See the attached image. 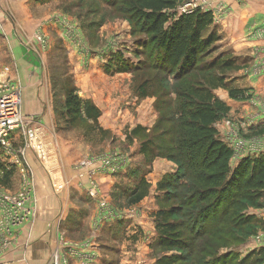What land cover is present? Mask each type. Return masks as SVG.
<instances>
[{
	"label": "rangeland",
	"instance_id": "374dc122",
	"mask_svg": "<svg viewBox=\"0 0 264 264\" xmlns=\"http://www.w3.org/2000/svg\"><path fill=\"white\" fill-rule=\"evenodd\" d=\"M0 22V73L8 70L15 75L25 101L23 125L9 140L14 151L9 154L0 147L4 170H13L18 184L14 185L13 180L0 184V193L16 195L22 191L24 177L20 168L31 165L29 152L36 153L43 167L52 156L55 162L59 161L57 149L66 152L71 162L78 160L77 163L92 156L117 153L121 158H128L126 165L124 158L122 161L129 179L121 180L119 176L117 183L121 187L116 183L99 190L97 199L111 205L107 209L112 218L109 223L103 222L102 234L87 233L88 240L99 238L97 243L105 250L106 258L113 259L110 264H158L159 257L184 255L179 249L161 251L155 246L160 220L156 214L168 209L172 202L165 201L163 193L157 189L158 181L147 177L150 166L138 152L142 134L131 140L126 138V132L137 125L151 129L159 116L158 103L161 105L164 100L161 93L167 89L166 85L174 84L173 74L162 79L165 71L155 66L150 46H142L145 33L136 30L135 23L111 7L108 0H0ZM225 41L215 44L216 54H233L223 47ZM240 56L245 60L242 64L250 59L249 55ZM233 74L236 72H227V76ZM243 78L237 79L244 81ZM143 79L150 82L145 85L146 96L138 90ZM70 91L87 101H97L105 112L111 105L117 106L121 117L103 120L100 115L94 122L81 116L68 122L64 112L65 97ZM247 91L251 102H245L244 107L242 103L233 106V110L220 119V125L225 128L222 137L246 140L248 148L260 144L264 148V134L255 133L264 129V125L251 123L252 116L264 113V89ZM47 143L53 149L48 148ZM77 171L72 180L85 191ZM2 175L0 173V178L4 177ZM141 177L146 180L143 197L138 203L129 204V191ZM93 206L98 211V203ZM125 210L128 215L122 214ZM113 211L119 213L117 217ZM248 211L264 221V199L258 208ZM125 219L131 222L127 225L129 228L125 226ZM263 240L264 223L256 232L245 236L243 242L221 251L233 249L244 255ZM56 260L65 264L57 255L53 264Z\"/></svg>",
	"mask_w": 264,
	"mask_h": 264
},
{
	"label": "trees",
	"instance_id": "16d2710c",
	"mask_svg": "<svg viewBox=\"0 0 264 264\" xmlns=\"http://www.w3.org/2000/svg\"><path fill=\"white\" fill-rule=\"evenodd\" d=\"M108 2L145 33L142 46H150L155 66L165 71L162 79L173 74L174 84L161 93L164 100L158 103L159 116L151 129L137 125L126 132L130 140L142 134L138 152L147 164L162 158L177 166L156 185L165 201L172 203L156 214L160 220L155 246L161 251L179 249L184 255L159 257L158 264H264V246L244 255L233 249L221 251L243 242L264 223L248 211L264 199V150L233 161L231 145L214 125L230 111L214 90H226L234 100L248 95L246 88L232 86L227 76L244 66L232 54H216L220 36L212 11L178 13V0ZM148 81L143 79L138 86L142 96L148 94ZM64 113L68 122L81 116L96 122L101 115L93 102L72 91L65 97ZM255 133L264 134V129ZM0 173L4 176L0 184H9L14 171L4 170L0 161ZM145 182L141 177L129 191V204L142 199Z\"/></svg>",
	"mask_w": 264,
	"mask_h": 264
},
{
	"label": "crops",
	"instance_id": "0c3cea01",
	"mask_svg": "<svg viewBox=\"0 0 264 264\" xmlns=\"http://www.w3.org/2000/svg\"><path fill=\"white\" fill-rule=\"evenodd\" d=\"M211 2L213 5L211 7L212 14L216 20L213 21V24L220 36L218 42L222 43L223 39L226 40L223 47L225 46L233 53V56L235 55L238 64H242V61L245 62L244 57L240 55H249L250 57L247 63L242 64L244 67L236 71V74L228 76V79L231 80L230 84L247 90H263L264 38L259 35L256 28L264 22V0H211ZM10 74L13 75L11 72ZM239 76H243L244 81H238ZM18 77L20 79V76ZM86 94L89 93L86 92ZM214 94L222 102H226L230 109L241 103L244 107L245 102H251L248 99H231L226 90L223 89L214 90ZM257 100L260 102L259 97ZM22 101V111H24L23 96ZM94 102L99 108L103 120L121 117L117 106L111 105L110 110L105 112L106 109L101 104L97 101ZM252 117L254 118L251 121L253 125H264V113ZM220 123L219 119L214 125L222 137L225 128ZM222 139L225 140L223 137ZM47 145L48 148H52L49 143ZM57 150L59 161L55 162L52 156L53 158L51 157V161H48L46 167H43L42 164L44 163L36 158V153L29 152V157H27L31 165L28 166L33 171L32 194L25 203V209L28 212L19 224L8 220L5 209L0 205V264H53L55 255L59 259L62 258L65 264H110V261H113V259L106 258L105 250H102L98 245L99 238H94L92 241L87 238V233L93 236L102 234L103 222L104 224L109 223L112 218L111 214L101 210L100 206H98L97 211L93 206L99 202V199L91 198L87 194V179L78 177L85 191L78 186L76 187L72 175L76 177L74 165H77L78 160L71 162L70 159H67L66 152ZM262 151H258L256 154ZM255 152L256 150H252L247 153L254 155ZM122 158L125 159L126 165L128 158ZM125 165L122 161L121 170L115 173L97 174V188L99 187L101 191L104 186L109 188L110 184L114 185L118 182L119 176L121 180L123 178L129 179L125 175L127 173L125 172L126 167L123 168ZM149 166L147 177H150L151 180L155 178L157 181L167 173L176 172L177 169L175 163L162 158L153 160ZM54 169H57V172H52ZM16 178V174L15 176L12 175L14 185L18 184ZM118 185L121 187V184ZM3 193L7 194L6 192ZM82 197L85 199L82 200ZM109 207L111 208L110 204ZM126 211H123L122 214L128 215ZM113 214L118 216L119 213L113 211ZM126 215H123L124 218ZM126 221L125 219V226L129 228L127 225L131 222ZM98 226L99 229L96 228ZM91 227H94V230ZM259 246H264V240L254 248H259ZM58 262L62 264L59 260L56 264Z\"/></svg>",
	"mask_w": 264,
	"mask_h": 264
},
{
	"label": "built area",
	"instance_id": "2783aa9c",
	"mask_svg": "<svg viewBox=\"0 0 264 264\" xmlns=\"http://www.w3.org/2000/svg\"><path fill=\"white\" fill-rule=\"evenodd\" d=\"M211 3V0H178L177 11L178 13H190L195 9L207 11L211 10L213 6ZM212 20L216 21L214 17ZM0 31H2L1 22ZM256 31L264 38V22L260 27L256 28ZM22 105L23 101L19 80L11 76L10 71H3L0 73V147L5 148L9 154L14 151L9 142L10 137L23 125L24 116ZM225 141H227L233 149V161H238L242 156L251 154L247 153L249 151L256 150L254 153L256 154L258 151L264 150L261 144L256 145V147L251 146V148H248L245 144L246 140L243 139H232L228 136L225 138ZM32 145L36 146L34 142H32ZM121 166L122 158L119 157L117 153H106V155L92 156L84 161H80L77 163L75 170H78L77 174H79L80 178L87 179V194L91 198H98L99 188H97L96 183L97 174L115 173L120 170ZM20 171L24 177L22 191L16 195L0 194V205L5 209L8 220L10 219L12 223L16 224H19L28 212L25 209V203L32 194L33 186V175L28 164L26 167H21ZM98 203L104 212L108 211L109 204H106L105 201H99Z\"/></svg>",
	"mask_w": 264,
	"mask_h": 264
}]
</instances>
